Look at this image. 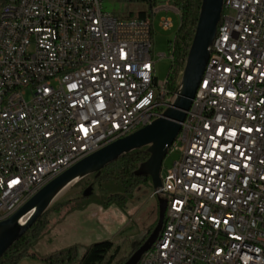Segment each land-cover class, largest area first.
<instances>
[{"label": "built area", "instance_id": "2783aa9c", "mask_svg": "<svg viewBox=\"0 0 264 264\" xmlns=\"http://www.w3.org/2000/svg\"><path fill=\"white\" fill-rule=\"evenodd\" d=\"M163 12L181 18L173 0L128 20L103 0H0V223L172 105L178 92L158 82L152 55ZM210 49L169 148L180 159L151 196L167 201L162 231L138 264H264V0H224ZM68 65L77 73L61 77Z\"/></svg>", "mask_w": 264, "mask_h": 264}, {"label": "water", "instance_id": "95a60500", "mask_svg": "<svg viewBox=\"0 0 264 264\" xmlns=\"http://www.w3.org/2000/svg\"><path fill=\"white\" fill-rule=\"evenodd\" d=\"M224 0H202L197 27L190 46L186 65L180 82L178 97L152 124L120 139L78 162L58 176L9 219L0 223V260L28 232L32 225L44 216L59 196L80 181L101 172L107 166L133 151L148 148L151 155L140 173L152 179L155 190L162 187V169L169 148L178 137L182 123L190 111L192 101L201 84L210 58V48L216 38L222 19ZM92 192L88 189L84 196ZM167 201L159 198L158 223L149 238L125 264H138L143 255L156 243L162 231ZM23 221L21 226L17 223Z\"/></svg>", "mask_w": 264, "mask_h": 264}, {"label": "rangeland", "instance_id": "374dc122", "mask_svg": "<svg viewBox=\"0 0 264 264\" xmlns=\"http://www.w3.org/2000/svg\"><path fill=\"white\" fill-rule=\"evenodd\" d=\"M162 2H169V0H162ZM173 3L175 4V0ZM147 10L145 4L128 0H103V11L119 20L135 19L133 14ZM163 17L172 19L173 28L171 30H164L160 26ZM180 21L179 15L174 12H163L155 18L152 32V55L156 62L158 82H165L170 73L173 64L171 43L176 38ZM30 97V94H26L27 100ZM179 159L180 153L178 152L168 154L163 164L162 174L167 169H171ZM117 166L120 167L121 164H117ZM92 183V176L85 178L67 190L51 207L48 217L49 225L42 238L46 237L47 232L56 227L52 234L59 235L55 242L58 248L54 247V249L61 251L72 246H78L79 258L85 253L80 256L82 248H85L86 251L88 246L95 243L110 241L120 244L126 240L139 242V238H142V241L159 219V197L151 199L155 192L153 185L148 184L141 187L124 208L114 203H106L110 196L123 193L121 184L117 180L105 179L94 185ZM88 189H93V192L84 196ZM76 210L87 211L83 214H77L75 219L68 220V215ZM56 213L60 215L53 218ZM66 218L67 220H65ZM78 220L80 223L84 221L83 225L75 224ZM63 221L66 222L60 228L57 227Z\"/></svg>", "mask_w": 264, "mask_h": 264}, {"label": "trees", "instance_id": "16d2710c", "mask_svg": "<svg viewBox=\"0 0 264 264\" xmlns=\"http://www.w3.org/2000/svg\"><path fill=\"white\" fill-rule=\"evenodd\" d=\"M130 2L145 4V12L133 14L135 19H145L151 16V11L160 0H128ZM202 0H175L181 12L180 28L174 42L171 43L173 64L168 75L169 88L172 94L180 89V77L184 71L190 46L197 27ZM148 148L133 151L121 157L117 162L107 166L104 170L94 174L93 185L103 180H117L123 189L122 194L110 196L106 203H114L126 207L139 189L151 184V177L140 173L142 166L149 160ZM117 164H121L120 167ZM93 192V189H91ZM49 211L42 216L25 233L18 242L0 260V264H20L25 259L38 260L44 264H125L134 253L144 244L155 229L156 224L149 230L141 242L128 240L115 244L103 241L92 244L86 248L84 255L79 258L78 246L51 253L40 257L35 251L37 242L44 236L49 225Z\"/></svg>", "mask_w": 264, "mask_h": 264}, {"label": "crops", "instance_id": "0c3cea01", "mask_svg": "<svg viewBox=\"0 0 264 264\" xmlns=\"http://www.w3.org/2000/svg\"><path fill=\"white\" fill-rule=\"evenodd\" d=\"M88 210V209H87ZM87 210H85V211H82V210H76V211H72V213H70L69 215H68V220H70V219H72V218H76V216H77V214H83V213H86V211ZM60 214H58V213H56V214H54L53 215V218L54 217H58ZM67 218L65 219V220H67ZM66 221H63L62 223H60V224H58V226L57 227H61V225L63 224V223H65ZM77 223H75V224H77L78 226L80 225L81 226V224L84 222H82L81 221V223H80V220H78V221H76ZM83 225V224H82ZM56 229V227L53 229V230H51L50 232H47V236L46 237H44V238H42L41 240H39L38 242H37V244H36V253H37V255L38 256H40V257H43V256H46V255H49V254H51V253H54L55 251H57L56 249H54V247H56V248H58L57 247V245H55V242H56V238L59 236L58 234H57V236L56 235H54V234H52L53 232H54V230ZM143 234V233H142ZM144 236V235H143ZM141 239L142 238H139L138 240H139V242L141 241ZM85 252V248H82L81 250H80V256H82L83 255V253ZM20 264H44V263H42V262H40V261H38V260H33V259H25V260H23Z\"/></svg>", "mask_w": 264, "mask_h": 264}, {"label": "bare ground", "instance_id": "6f19581e", "mask_svg": "<svg viewBox=\"0 0 264 264\" xmlns=\"http://www.w3.org/2000/svg\"><path fill=\"white\" fill-rule=\"evenodd\" d=\"M222 19H223V13H222ZM50 43H58V33H50ZM211 57H212V49H210V58H209L207 67L211 66ZM71 73H77V65H68V68L61 69V77H70ZM182 75H183V73H182ZM186 118H189V112L187 113ZM61 197H62V195L57 198L56 202ZM28 201H29V196H22V203H27ZM22 224H23V221H20L19 223L16 224V226L19 227Z\"/></svg>", "mask_w": 264, "mask_h": 264}]
</instances>
